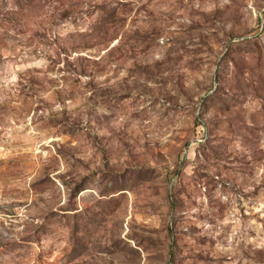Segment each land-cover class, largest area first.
Returning a JSON list of instances; mask_svg holds the SVG:
<instances>
[{
    "label": "rangeland",
    "instance_id": "1",
    "mask_svg": "<svg viewBox=\"0 0 264 264\" xmlns=\"http://www.w3.org/2000/svg\"><path fill=\"white\" fill-rule=\"evenodd\" d=\"M0 264H264V0H0Z\"/></svg>",
    "mask_w": 264,
    "mask_h": 264
}]
</instances>
